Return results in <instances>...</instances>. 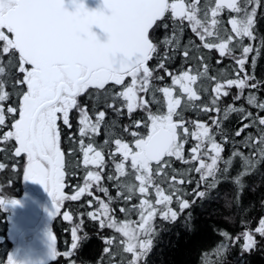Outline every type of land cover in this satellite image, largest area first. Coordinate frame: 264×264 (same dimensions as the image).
<instances>
[{
	"label": "snow or ice",
	"instance_id": "6c2138e0",
	"mask_svg": "<svg viewBox=\"0 0 264 264\" xmlns=\"http://www.w3.org/2000/svg\"><path fill=\"white\" fill-rule=\"evenodd\" d=\"M72 2L75 11L67 9L65 0H0V128L8 129L0 134V144L4 145L0 147V152L7 149L11 153L14 161L11 171L21 172L26 180L44 186L55 204L53 215L61 216L68 222L73 220L74 215H86L92 221H99V226L103 228H114L129 238L124 251L132 253L138 262L141 249L150 247L151 241L145 238L152 230L157 213L172 218L177 214L170 207L178 191L176 184L192 183L191 179L177 181L175 175L169 177L164 169L170 167V161L164 158L175 157L188 164L190 161L184 158V145L191 135L196 141L190 149L191 160L198 162V166L191 171L199 174L200 179L201 172H210L217 166L222 154L221 144L210 134V128L199 121H186L183 112L188 109H199L205 114L220 112V97L229 96V91L225 89L237 88L239 94L234 99L239 100L244 89L264 86L261 82L257 83L254 73L249 75L245 71L249 55L255 53L252 58L254 66L261 48H264V37H258L256 33L261 0H205L203 5L201 0H103V6L96 10H90L84 0ZM225 9L236 14L228 20L230 32L218 18ZM185 22L203 42L201 45L189 42L181 48L179 37ZM170 25L171 33L157 40L155 32L161 29L167 31ZM94 27L107 34L105 42L98 38ZM258 38L257 47H253L252 43L244 44L245 39L257 41ZM193 47L196 52L190 55ZM201 47L218 50L220 57H231L238 66L236 78H223L222 72L209 76V65L205 62L207 57L199 54ZM237 49L239 56L235 55ZM177 54L183 58L184 65L195 60L203 70L197 68L196 74H192L193 68L189 66L174 74L166 65L170 66ZM150 61H155L153 67L149 66ZM220 62L217 60V63ZM166 76L171 79V86L154 84V80L163 81ZM128 78L130 83L126 84ZM200 78L215 81L212 88L214 95L210 100L212 107L195 103L201 100V96L193 85ZM109 85L112 87H106ZM115 86H123V89L113 91ZM177 87L180 94L174 95ZM201 88L204 92L208 91L205 81L201 82ZM150 92L152 103H160L156 93L163 94L165 112L152 113L149 100L140 95ZM84 94L94 100V118L89 114V106L79 103ZM9 101L12 104L6 103ZM117 101L121 102L120 105ZM247 103L262 112L264 102H258L255 95L250 94ZM101 104L105 110H96ZM125 108L129 117L137 109L148 113V123L144 126L150 130L146 136L129 131L128 126L123 129L134 138L132 146L121 138L112 139L115 124L106 122L107 109L120 116ZM74 110L76 116L70 119ZM235 110L236 107H228L223 118L227 112ZM256 116L258 123L264 121V116L259 113ZM72 119L77 121L76 132L71 131ZM211 119L213 125L219 128L221 121L215 117ZM60 122L69 130L65 137L68 141L66 148L61 146ZM189 123L195 127L191 133L186 126ZM102 126L106 138L103 145H96L95 138L101 134ZM133 126L139 128L141 121H134ZM248 126H252L251 120ZM261 126L264 127V123ZM110 143L115 145V150L109 151L115 175H108L107 179L116 181L118 189L133 193L137 187L120 182L121 177L129 176L125 167L129 163L131 175L139 182L138 191L142 195H146L153 186V162L157 176L164 172L160 177L161 183L174 182L169 184L172 194L166 195L165 190L156 184L155 203L147 199L140 201L138 228H132L129 222L118 225L109 215V203L99 197H96L99 202L96 212H61L66 201H80L86 193L92 196L93 185L108 196V188L101 186V181L106 167L104 150ZM77 153H82V160L77 159ZM117 154L121 157L119 162ZM21 157L25 158L22 165L19 163ZM81 166L85 169L83 186L77 184L71 194L66 193L65 188L71 187L70 180L76 175L74 169ZM7 167L6 163L0 162V170ZM199 194L203 195L202 192ZM122 195V192H117V196ZM108 199L111 201L112 197L108 196ZM124 199L131 200L132 196H125ZM178 199L184 208L188 207L187 201L177 196ZM7 203L18 204L19 201L0 198V205ZM87 204L91 207L92 201H87ZM161 205L162 208L156 207ZM120 212L124 213L125 209L121 207ZM101 217H105L107 223ZM83 224L84 220L80 219L71 228V250L78 247L77 241L82 237L78 236V232ZM141 234L145 238L141 239ZM50 238L55 243L56 237L50 234ZM248 240L251 245V236ZM112 243L113 239L106 240L107 245ZM73 254L74 251H70L67 257ZM7 264H13L11 259Z\"/></svg>",
	"mask_w": 264,
	"mask_h": 264
},
{
	"label": "trees",
	"instance_id": "16d2710c",
	"mask_svg": "<svg viewBox=\"0 0 264 264\" xmlns=\"http://www.w3.org/2000/svg\"><path fill=\"white\" fill-rule=\"evenodd\" d=\"M222 23L223 26L226 24L225 19ZM170 33L171 25L169 30L161 29L154 35L157 40H162ZM256 33L258 37H264V0H261V7L257 11ZM179 39L181 48L189 42L196 46L203 43L191 32L187 23L184 24V31ZM249 43L257 47L259 38L257 41L244 40L245 45ZM229 46L232 47V45ZM161 51H163L162 45ZM195 52L196 49L191 48L190 55ZM260 53L254 66H252V58L255 53L249 55L245 71L249 75L254 73L257 83L261 82L264 85V48H261ZM199 54L207 57L205 62L209 65V76H217L222 72L223 78H236L238 66L231 57L227 55L220 57L218 50L202 47L199 49ZM239 54L240 51L237 49L235 55L239 56ZM217 60L221 62L217 63ZM154 64L155 61L149 62L150 67ZM166 66L174 74H179L181 70H186L189 66L193 68L192 74H196L197 68L200 71L203 70L199 62L195 60L184 65L183 58L179 54L170 66ZM159 74L164 75L163 72ZM240 75L242 78L243 73ZM169 79L166 76L163 81L154 80V84L163 87L167 81H170ZM202 81L206 82L207 92L201 88ZM214 86L215 81H206V78L198 79L195 90L201 96V100L195 103L212 107L210 100L214 95L212 92ZM226 90L229 91V96H221L218 101L220 112L213 111L205 114L199 109H188L183 112L186 121H199L210 128V134L214 135V139L221 144L222 154L214 171L210 174L201 172L200 179L199 174L191 171L198 166L197 161L191 160L190 149L196 143L191 135L184 145V158L190 161L188 164L175 157H165V160L170 161V167L164 169L169 177L175 175L177 181L191 179L192 183L176 184L178 191L173 196L170 207L177 214L175 218L170 215L155 217L153 220L155 229L150 247L143 256L139 257L138 262L135 261L132 253L124 251L127 247L126 241L114 228H103L99 226V221H92L86 215L84 217L74 215L72 221H58L54 225L56 245L60 254L47 264H71L72 261H75V264H129L132 259L130 264H264V231H261L264 228V127L261 126L264 121L258 123V116H256L257 113L264 116V106L261 112L247 103V97L250 94L255 95L258 102H264V86L257 89H244L239 100L234 99L239 94L237 88L232 87ZM155 95L160 103L151 102L153 106L151 111L153 114H159L165 110L166 101L162 93ZM6 103L12 104V101ZM228 107H236V110L227 112L223 118ZM212 117L221 121L219 128L213 125ZM131 118L141 121L140 132L146 128L144 125L148 123V120L145 113L140 112ZM127 119L123 111L120 116L111 115L107 122H114L113 133L117 134L123 129V123ZM250 120L251 127L248 126ZM186 126L191 133L194 126L191 123ZM6 130L8 129L0 128V134ZM3 146L0 144V147ZM23 160V157L19 158L21 165ZM0 162L8 165L6 169L0 170V193H2L0 198L9 201L21 198L24 194V175L21 172L11 171L14 161L7 149L5 152H0ZM155 169L154 163L153 186L159 184L166 195L172 194L173 189L169 187V184L174 182L169 180L161 183L160 177L164 175V172L157 176ZM102 175L104 179L101 181V186L108 188V196H111L112 200L109 201L108 196L93 185L91 189L93 195L88 196L86 193L80 201H75L71 208L73 213H87L98 208L99 202L96 197H99L100 200L109 203V215L114 217L117 224L135 222L139 218V204L142 200V194L138 191L139 182L135 181L131 171L129 176L121 177V183L137 186L133 193H128L123 188L115 187L116 181L107 179L108 175H115L112 165H109ZM75 182L76 180L73 183ZM73 191L74 189H69L68 193L71 194ZM118 191L123 195L117 196ZM200 192L203 195H200ZM128 195L132 196L131 200L124 199ZM146 195L150 201L155 202L153 187L149 188ZM177 196L188 202L187 208L183 207L180 199L177 200ZM89 200L92 201L91 207L87 204ZM4 205H0V264H7L15 246L8 235V211L3 208ZM133 205L136 207L133 208ZM121 207L125 209L124 213L120 212ZM80 219L84 220L82 230L78 232V236L82 237L77 241V249L71 250V225L77 224ZM104 219L107 223V219ZM247 232H252L254 235V241L250 246ZM107 239H113L112 245L106 244ZM106 248L108 251H105ZM70 251H74V254L72 257H67Z\"/></svg>",
	"mask_w": 264,
	"mask_h": 264
},
{
	"label": "flooded vegetation",
	"instance_id": "af4514ba",
	"mask_svg": "<svg viewBox=\"0 0 264 264\" xmlns=\"http://www.w3.org/2000/svg\"><path fill=\"white\" fill-rule=\"evenodd\" d=\"M187 2V0H186ZM205 2V0H201V4L203 5ZM222 17L219 18L221 21H226V24L224 25V28L225 29H228V30H231V26L230 24L228 23V20L230 19V17L232 16H235V13H230L228 10H224L222 13H221ZM189 26V25H188ZM170 81L166 82V85L165 86H171V79H169ZM126 84L130 83V78L126 79L125 81ZM106 87H112V85H109V86H106ZM194 89H195V85H193ZM123 89V86H115L113 88V91H119V90H122ZM91 91V90H90ZM176 95H179V88L177 87L176 88V91H175ZM144 99H147L149 100L150 102V108L152 109L153 106L151 104V98H152V95H151V92L148 93V94H145V93H142ZM79 103L82 104V105H88L89 106V114L93 116L94 118V110L92 108V105L94 103V100L89 98L87 96V94H84L83 96H81L79 98ZM120 101H117V104L120 105ZM96 110H105L104 108V105H99L98 108ZM125 111V114L126 116L128 117V119L123 123V129L125 126H128L129 127V131H136L138 132L141 136H146L148 134V130L149 128L146 127L145 129H143L142 132H140V127L139 128H135L133 126V122L134 121H137L138 119H132L131 117L134 116V115H138L140 112H143L146 114V116H148V114L144 111H142L141 109H137L131 117H129L126 113V108L124 109ZM138 113V114H137ZM111 115H114L116 116L115 113L112 112L111 109H107V115H106V122L108 121L109 117ZM76 116V113H75V110L73 111V113L70 114V119L72 117H75ZM72 124H73V128L71 129L72 132H76L77 131V121L76 119H72ZM60 126H61V135H62V143H61V146L62 148H66L68 146V141L65 139L67 133H68V129L62 124V122H60ZM123 129L121 131H119L117 134H114L113 133V137L112 139H115V138H121L124 140V142H127L130 144V146L133 145L134 143V138L129 136L127 133H125L123 131ZM106 138L105 136V131H104V128L102 126L101 128V134L95 138V143L96 145H103V141L104 139ZM86 143H87V140H86ZM115 150V145L110 143L109 146L107 148H105L104 150V154H105V165L106 167L104 168V171L107 169V167L109 165H112V157L109 155V151H114ZM77 159L79 160H82V153H77ZM121 157L119 156V154H117L116 156V160H119L120 161ZM155 162H153L154 164ZM113 166V165H112ZM90 169L92 168V166H89ZM114 167V166H113ZM126 171H131L130 169V163L129 164H126ZM94 170V169H93ZM74 171L76 172V175L73 176L70 180V184H71V187L70 188H65V191L66 193L69 192V189H74L75 188V185L79 184L80 186H83V180H84V174H85V169L83 168V166H81L80 168L78 169H74ZM103 171V172H104ZM74 180H76L75 183ZM79 181V182H78ZM78 182V183H77ZM33 190L35 195L39 198V200L41 201V206H42V212L44 210L43 206H44V201L45 199L47 198L48 196V192L45 190L44 186L42 185L41 187L40 186H37V182H34L33 181ZM46 193V194H45ZM45 194V195H43ZM52 197H50V200L48 202V205H47V209H46V213H45V218L43 220V222L40 224V226H38V223H35L34 225H29V219L26 218L24 221L21 222V227H20V230L19 232H13L11 231V226L14 225L15 223L18 222V216H20L22 213L21 212H18L17 216H15V218H13V220L9 217V216H13V211H12V215H10L9 213L7 214V219L9 221V231H11L13 234H15L17 236V240H16V243H15V246H14V250H13V253L11 254L12 255V258L10 257L11 261L14 260V263L13 264H29V260L28 259H23L22 258V245H23V242L25 240V237L26 236H29L35 232H37L41 227L42 225L44 224L45 221L47 220H51V224L53 226V230L55 229L54 228V225L58 222V221H64L62 219L61 216H58V215H53V212L50 211V203L52 201ZM73 203L74 202H69V203H65L64 204V207L61 209V212L65 211V210H68L70 212H73L72 211V206H73ZM8 211L10 210L9 207L7 208ZM65 222H68V221H65ZM28 229H35V230H31L29 231ZM10 232H8V235H9ZM20 234H23L22 236V245H21V249L19 251V253L17 254V249H18V243H19V237H20ZM54 235H55V230H54ZM10 237V236H9ZM56 237V235H55ZM17 254V256H16ZM41 256H44V259H43V262L42 264H47L50 260L46 261L47 260V255L44 254V253H41L38 257V259L36 260V263L35 264H39V261H40V258ZM58 257V256H57ZM56 257V258H57ZM55 259V258H53Z\"/></svg>",
	"mask_w": 264,
	"mask_h": 264
},
{
	"label": "rangeland",
	"instance_id": "374dc122",
	"mask_svg": "<svg viewBox=\"0 0 264 264\" xmlns=\"http://www.w3.org/2000/svg\"><path fill=\"white\" fill-rule=\"evenodd\" d=\"M221 17H222V15H220V17H218V18H221ZM185 23H187V22H185ZM140 95L143 96L142 93H140ZM174 95H176L175 92H174ZM165 111H166V108L161 113H163ZM149 130L147 132H149ZM193 131H195V127H192V132ZM205 160H206V162L210 163V160H208L207 157H205ZM24 162H25V158L23 160V163ZM117 162H119V160H117ZM214 168H212L210 172H208V171H205V172L210 174V173H212L214 171ZM32 183H33L32 180H26L24 178V192L32 191L34 189ZM152 187L155 190V187L154 186H152ZM45 194H43V195H45ZM144 199L150 200L147 195H142V200H144ZM65 203H69V201H66ZM154 203L155 202H153V204ZM156 207L162 208L163 206L161 205V206H156ZM49 209H50L51 212H53V213L55 212V204H54L53 200L50 203V208ZM98 209H99V207L94 209L93 212H96ZM156 216L167 217V216H165V215H163L162 213H159V212L157 213ZM104 218L105 217H101V219H104ZM128 222L130 223L132 228H138L139 218L135 222H131V221H128ZM119 224H123V223H119ZM71 226L73 227L74 225H71ZM151 228H152V230L149 233L146 234V238L143 237L142 234L140 235V238L141 239L145 238L146 241L147 240L151 241L153 233H154V229H155L154 228V221L152 222ZM9 232H10L9 233L10 239H12L14 241V243H16L17 236L15 234H13L11 231H9ZM50 234L54 235V230H53V226L51 224V220H47V221L44 222L42 227L37 232L25 237V240H24L23 245H22V258L23 259H28L29 260V264H35L36 260L38 259L39 255L41 253H44V254L47 255V260L46 261L52 260L53 258H56L57 256H59L60 253H59V251L57 249L56 241H55V243L53 242V240L50 238ZM120 234L123 236L122 233H120ZM250 236L252 238V243H253V241H254L253 233L252 232H247V237L249 238ZM123 238L126 241V244H128L129 238L128 237H124V236H123ZM133 242H136V241H133ZM252 243H251V245H252ZM147 251H148V248L147 249H141V254H139V257L143 256ZM11 258H12V255H11ZM134 259H135V256H134ZM135 261H137V260L135 259Z\"/></svg>",
	"mask_w": 264,
	"mask_h": 264
},
{
	"label": "water",
	"instance_id": "95a60500",
	"mask_svg": "<svg viewBox=\"0 0 264 264\" xmlns=\"http://www.w3.org/2000/svg\"><path fill=\"white\" fill-rule=\"evenodd\" d=\"M84 2L90 10H96L103 6V0H84ZM65 4L69 11H75V6L72 0H65ZM93 31L97 34L101 42H105L107 40V34L104 33L102 29L98 27H94ZM36 185L40 187L42 186L39 183H37ZM50 197H51L50 194H48L47 198L44 201L43 212H42L41 201L32 191L25 192L23 199L17 200L19 201L18 204L11 203L9 207L12 209L14 215L9 216V217L12 220L13 218H15V216H17L18 212L22 213L20 216H18V222L13 225V227L11 228V231L19 232L20 227H21V222L24 221L26 218L29 219V222H28L29 225H34L35 223H38V226H40V224L43 222L45 218V213H46V209H47V205L50 200ZM6 208H8V206H6ZM28 230L31 231L35 229H28ZM22 236L23 234H20L17 254L19 253L21 249ZM43 259H44V256H41L39 264H42ZM12 262L14 263V260Z\"/></svg>",
	"mask_w": 264,
	"mask_h": 264
}]
</instances>
